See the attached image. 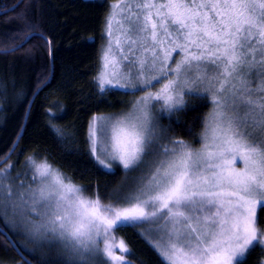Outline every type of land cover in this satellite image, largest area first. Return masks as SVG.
Here are the masks:
<instances>
[{
	"label": "snow or ice",
	"instance_id": "6c2138e0",
	"mask_svg": "<svg viewBox=\"0 0 264 264\" xmlns=\"http://www.w3.org/2000/svg\"><path fill=\"white\" fill-rule=\"evenodd\" d=\"M109 7L98 90L143 94L126 112L94 114L87 143L97 166H122L124 182L105 203L46 159L29 157L31 183L18 173L14 189V165L0 169V218L11 214V227L33 243L59 246L57 264H132L114 233L143 224L159 233L146 238L160 264H246L256 247L264 250V0ZM19 19L26 42L37 26ZM186 95L211 105L200 118L199 147L169 136L171 125L156 115L185 110Z\"/></svg>",
	"mask_w": 264,
	"mask_h": 264
},
{
	"label": "trees",
	"instance_id": "16d2710c",
	"mask_svg": "<svg viewBox=\"0 0 264 264\" xmlns=\"http://www.w3.org/2000/svg\"><path fill=\"white\" fill-rule=\"evenodd\" d=\"M19 1L0 0V50L12 49L25 41L20 17L35 24L37 34L16 51H0V160L9 152L22 127L30 99L41 89L13 155L0 169L11 164L13 176L27 174V158L34 157L38 162L46 159L53 168L82 186L86 195L99 193L105 203L109 202L108 195L124 180V170L117 163L111 172L97 166L88 152L87 133L94 114L126 112L133 102L131 93L125 91L101 93L96 81L106 42L105 18L111 3L118 0H22L16 6ZM39 33L50 41L52 56L49 43ZM186 102L189 106L185 110L163 116L160 125H171L169 136L199 145L203 130L200 118L211 105L201 107L195 96H188ZM50 124L62 130L65 139ZM25 178L20 176V180ZM258 223L264 228L260 212ZM0 226L34 263L57 264L59 252L55 249L49 248L44 255L28 251L3 218ZM121 237L126 239L130 249L126 259L132 264H160L158 253L136 229L123 228ZM262 258L264 250L256 247L246 264H260ZM16 261L27 264L0 232V264Z\"/></svg>",
	"mask_w": 264,
	"mask_h": 264
},
{
	"label": "rangeland",
	"instance_id": "374dc122",
	"mask_svg": "<svg viewBox=\"0 0 264 264\" xmlns=\"http://www.w3.org/2000/svg\"><path fill=\"white\" fill-rule=\"evenodd\" d=\"M118 1H115V2H113V3H111V4H114V3H117ZM114 28H115V25H114ZM106 44H107V40H106V42H105V44H104V46L102 47V51H103V49L106 47ZM101 54H102V52H101ZM101 63V62H100ZM250 79H252L253 80V83H252V86L253 87H255L256 86V83H257V81L255 80V78H253V77H250ZM156 87L158 88L159 87V85L157 84L156 85ZM121 91H125V90H121ZM153 91H155V89H153ZM130 93V92H129ZM143 93L142 92H136L134 95L131 93V95H132V99H133V101H134V99L135 98H138L140 95H142ZM187 97H188V95H186L185 96V101L187 100ZM156 107L158 108L159 107V105H156ZM131 109V105H130V107H129V109L128 110H130ZM127 110V111H128ZM175 114V112L174 113H171V114H168V113H163V114H161V113H156V115L158 116V122H159V124H160V120H161V118L163 117V116H167V117H170V116H172V115H174ZM194 146H196V147H199V145H194ZM238 164H239V161H238ZM122 167V166H121ZM5 168V167H4ZM114 169V163H113V167H112V170ZM26 173L27 174H25V179H22L26 184H28V183H31V173H30V171H29V169H28V167H27V171H26ZM133 175H136V174H133ZM11 176H12V183H13V188L14 189H16L17 187H18V181L15 179V177L16 176H13L12 174H11ZM27 176H29V178L27 177ZM27 179V180H26ZM123 182H124V180H123ZM122 182V183H123ZM107 203V202H106ZM258 214H259V210H258ZM4 220V219H3ZM12 220H13V218L11 217V214L9 215V220H8V222H6L5 220V222H6V225H7V227L9 228V230L11 231V233L16 237V239L17 240H19L20 241V244L23 246V248L24 249H27V250H29V249H31L32 250V252H35V253H37V254H40V255H44L46 252H47V250L49 249V248H52V249H55L57 252H59L60 253V248H59V246H57V245H54V244H37V243H33V241L29 238V237H27L26 235H24L23 234V232H22V230L21 229H19V228H15V229H13L12 227H11V223H12ZM132 228H134V229H136L137 230V232L140 234L141 233V231H144L145 232V235H141L148 243H149V239L148 238H146V237H150L151 239H157L158 237H159V233H157V232H155V231H153L152 229L154 228V225H151V224H143V225H138L137 227H132ZM123 230V228H118L116 231H115V233H114V235H115V237H116V239H117V241L119 240V239H123L124 241L126 240L125 238H123V237H121V231ZM126 242V241H125ZM126 244H127V242H126ZM153 247V246H152ZM154 248V247H153ZM262 261H264V258H262ZM14 264H22L20 261H16ZM261 264V263H260Z\"/></svg>",
	"mask_w": 264,
	"mask_h": 264
},
{
	"label": "water",
	"instance_id": "95a60500",
	"mask_svg": "<svg viewBox=\"0 0 264 264\" xmlns=\"http://www.w3.org/2000/svg\"><path fill=\"white\" fill-rule=\"evenodd\" d=\"M22 1V0H20ZM20 1L16 4V6L20 3ZM13 9V8H11ZM8 11V10H6ZM29 41V39L25 42H23V45L26 44L27 42ZM47 42L49 43V47H50V55L52 56V46H51V43L50 41L47 39ZM19 49V48H18ZM0 51H3V52H12L11 49L9 50H0ZM41 88H39L32 96V98L30 99L29 103H28V106H27V109H26V112H25V115H24V119H23V124H22V127L20 128V131L11 147V149L9 150V152L4 156V158H2L0 160V167L2 165H4L9 159L10 157L13 155L17 145H18V142L22 136V133L25 129V126L27 124V121H28V117H29V113H30V110H31V107H32V104H33V101L36 97V95L38 94V92L40 91ZM0 232L10 241L11 245H13V242H15V240L13 239V237L11 236V234L3 227L0 226ZM15 247H13L16 252L19 254V256L27 263V264H36L34 263L20 248L19 246L17 245V243L15 242Z\"/></svg>",
	"mask_w": 264,
	"mask_h": 264
}]
</instances>
